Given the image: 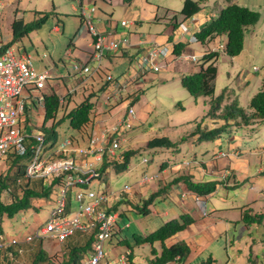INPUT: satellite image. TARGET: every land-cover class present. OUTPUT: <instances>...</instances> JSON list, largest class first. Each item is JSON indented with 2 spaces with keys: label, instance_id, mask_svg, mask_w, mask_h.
I'll list each match as a JSON object with an SVG mask.
<instances>
[{
  "label": "crops",
  "instance_id": "crops-1",
  "mask_svg": "<svg viewBox=\"0 0 264 264\" xmlns=\"http://www.w3.org/2000/svg\"><path fill=\"white\" fill-rule=\"evenodd\" d=\"M191 1L197 2L198 0ZM241 1L243 0H222L221 2L207 0L200 4V9L197 12L184 16L180 13L184 0H131L129 3L124 0H0V44L10 47L17 57H29L31 60L33 56L30 51L27 52L24 44L20 43L25 37L30 39L31 36L37 44H44L43 39L52 35L67 38L68 41L62 53L61 51L57 52L58 47L55 46L53 55L49 56V59L43 57V63H34L31 60L36 71L46 72L49 77L44 88L40 91H32V95L44 96L54 93L61 103L64 102L66 95L80 103L88 99L93 105L90 116V123L94 125L92 132H99L125 119L130 107L133 110L137 107L143 112V115L152 113L155 109L151 108L148 103H142L145 88L150 86L159 88L171 84L177 86L184 75L198 72L199 69L195 70L194 67H190L189 63L188 66L182 65L184 62L192 60H185L179 56H195L198 63H201L204 55L211 51H217L216 46H212L213 42L220 41L221 38L226 41L225 36L216 37L206 43L191 42L190 40L193 36L195 37L196 32L215 20L226 5L237 4L247 7L245 6L247 4ZM92 7L94 8L93 23L98 33L106 40H113L119 44V48L104 54L99 70H95V63L90 59L92 38L81 23V9L88 11ZM43 13H48L45 23L52 24L47 34L43 29L45 25L43 23L37 30L14 40L11 27L14 20H22L24 24L30 23ZM122 22L125 23L122 24ZM180 23L186 26V32L179 29ZM67 24L70 27L69 32L66 31ZM38 30H41L40 33L37 32ZM155 44L167 48V53L163 57L156 58L154 62L158 64L159 69L153 72L149 64L148 52ZM176 44L184 45L179 54L173 52ZM75 62L88 65L90 71L82 74L71 73L70 65ZM255 69L257 68L255 67ZM105 75H111L113 79L106 81ZM251 77L252 75L245 80V84L250 82ZM261 81L259 85H261ZM45 87H49L51 91L43 92ZM256 89L257 92L260 87H256ZM201 97L194 98V101ZM202 98L206 103L209 102L207 97L203 96ZM71 104L74 103L71 101L69 105ZM39 111L40 114L32 123L41 126L44 109ZM138 119L134 115L132 120L134 128L140 125ZM260 126H264V124L253 126V128L249 127V129L253 131ZM36 127L37 125L34 129ZM30 129L28 127L27 132ZM34 129H31L32 132ZM195 138L191 137L190 140L194 144L201 143L196 142ZM78 142L81 145L82 142L79 139ZM210 142L213 145V151L208 161H204L203 157L199 160L195 152L187 158L183 156L173 160L169 158L161 160L157 171L151 174L156 176L154 180L142 183L140 178L133 184H127L131 185V191L119 199L111 201V211L118 215L117 228L113 235L119 234L120 237L115 243V251L106 252L109 259H117L123 254H128V264H151L154 257L151 248H154L158 255L161 251L160 243L134 246V238L137 235L147 236L167 221L178 219L180 215H187L193 222L184 230L166 239L164 245L170 247L181 242L185 243L189 248V254L183 262L171 261L166 264H213L212 257L215 255L213 253L220 246L222 238H224L225 246L228 247L226 249L229 250L230 246L236 247L238 258L244 259L246 264H249L248 259L252 264H264L262 243L264 240V218L259 225H245L241 221L242 213L246 209H250L251 214H264V191L251 188L244 200L237 203L231 201L229 196H226L224 201L217 198L218 191L222 186L226 189L235 188L240 184L238 178L247 181L250 175L258 176L264 173V144L258 142V148L241 150L242 141L232 134L226 137V148L222 147L220 137ZM151 150L154 152L176 150L179 154L182 153L179 151L178 145L175 148ZM124 151L136 152L137 150L129 146ZM124 151L117 152L116 155H120ZM222 153L225 156L221 157ZM147 162L149 161L147 160ZM187 177L193 182H216L214 192L199 197L204 202V213L194 201L198 196L189 191L184 182ZM105 187L107 188V186ZM120 188L112 192L118 191ZM151 195H154L152 202L146 205L142 212L144 201ZM207 203L212 208L211 211L206 209ZM127 211L130 213H126ZM130 215H141L142 217H135L137 232L133 230L130 234L124 235L123 229L129 228L130 225L127 226V223L126 226L121 227L117 221ZM2 238L6 241L3 235ZM107 242L112 245V237ZM127 244L132 248H129ZM238 244L240 245L238 246ZM204 255H209L206 256V262L201 261ZM241 259H239L240 262ZM232 264H238V261H233Z\"/></svg>",
  "mask_w": 264,
  "mask_h": 264
},
{
  "label": "rangeland",
  "instance_id": "rangeland-1",
  "mask_svg": "<svg viewBox=\"0 0 264 264\" xmlns=\"http://www.w3.org/2000/svg\"><path fill=\"white\" fill-rule=\"evenodd\" d=\"M221 1L222 0H217V2ZM241 2L247 4L245 5L247 6L246 8L249 7V9L257 11L259 13V20L256 24L245 28V41L243 43L244 49L238 56H235V58L222 54L221 47L225 42L224 38H221L220 41L216 40L213 42L212 46H216L217 51L221 53L215 61L216 78L214 97L220 96V94L226 89L223 94V102L221 106L229 104L236 99L243 108L247 109L249 98L256 92V87H260L259 82L264 78V0H243ZM44 24L43 29H45V34H47L52 24L50 25V22H44ZM69 30L70 27L67 24L66 31L69 32ZM39 31L41 30H38L37 32L40 33ZM67 41L68 40L65 37L61 38L60 35H52L47 39H43L44 44H37L31 36L30 39L29 37H25L20 43L24 44L27 52L30 51V54L33 56L31 60L34 63H43V57L49 59V56L53 55L55 46L58 47L57 52L61 51L62 53ZM185 63L186 62L182 63V65L188 66L187 64L189 63L191 65L190 67H194L195 70L199 69L198 64H200V62L198 63V61L194 63L192 61L187 62L186 64ZM255 67L257 69H255ZM251 75L252 77L250 78V82L245 84V80ZM50 91L49 87H45L43 90V92L46 93ZM202 97L197 101H194V98L188 94L181 84L177 86L175 84H171L159 88L156 86L145 88L142 103H148L151 108L155 110L148 115H143V112L137 107L134 109L135 116H137L139 118L138 120H140V125L135 128L133 127L129 130L128 134L126 133L124 135L125 141L121 143V147L118 150V152L124 151L130 146V148H135L137 151L130 157L126 170L116 171L113 168L106 169L101 172V181H92V188L98 189L101 188V184H104L107 186V188H105L106 191L112 192L120 187L122 188L123 185L133 184L144 174L151 176L153 172L157 171L161 160L166 158H169L170 160L177 157L182 158L183 156L187 158L188 156H192V153L195 152L199 160L203 157L204 161H208L212 156V143L210 141H203L199 144H194L190 140L191 137H196V134L192 133L195 129L196 120L198 121L201 117H203L209 109V102L206 103ZM207 99L209 101V97H207ZM71 101L74 103V106L72 104L69 105ZM79 103L80 101L77 102L72 100L71 96H64V102L58 111L56 119L66 116L67 113H69V111ZM39 110L40 109L36 108L34 110V108H32L28 112V118L32 122H34L37 115L40 114ZM120 110L122 111L123 109ZM50 123L51 122H48L46 125L49 126ZM206 124L207 126H205ZM211 124L212 123H210L209 120H206L202 127L209 128ZM36 125L37 127L33 132L31 129L29 130L30 134L32 133L34 135L37 131L39 132L40 124L36 123ZM93 128L94 125L90 123L79 131H76L69 127L67 120H64L56 129L55 138L45 144V147L49 151L55 150L67 137L73 138L75 145L84 146L87 143L90 133L92 130L94 131ZM230 134L240 138L242 141L241 150L258 148V142H263L264 144V126H260L253 131L249 129V127L243 126L242 124L232 126L229 128V134L227 131L221 133L220 140L222 147H227L226 137H229ZM163 135L167 136V138H169V140L173 143H176L177 141L179 142L181 137H185V142L179 143L180 145L178 144L179 151L182 153L179 154L176 150H157L154 152L153 150L145 147V142L148 139L159 136L161 137ZM78 139L82 142L81 145L79 144ZM26 145L29 147V140H27ZM143 158H146L149 162L143 163ZM8 166L9 160L0 163V175L6 173ZM238 180L240 181V184L235 188L226 189L222 186V188L218 191L217 198L224 201L226 196H229L231 201L237 203L244 200L245 196L250 193L251 188L264 191V173L258 176L254 174L250 175L247 181H244L242 178L241 180L238 178ZM222 182L224 184L223 179ZM9 197V193L4 191L1 194L0 199L3 203H6L9 201ZM32 203L31 209L17 214L14 218H3V237L6 241H10L12 239L18 240L19 242L15 247H19V249H21V252L19 253L20 258H14L13 262H18L16 264H30V261L33 258V252L38 247V244L36 243L41 240L42 248L45 250L47 256L44 261L45 264H58L62 259L63 253H66V242L59 243L55 239L48 236L33 238L32 242L29 244L24 241L27 236H35L36 231L42 227L47 220L48 213L51 208L50 203H42L40 200H36ZM206 207L208 211H211L212 208L208 203ZM73 208L74 205H72V209ZM126 213H130V211H127ZM135 217L140 218L142 216L130 215L129 217H122L119 221H117L121 227L126 226L127 223V226L130 225L129 228L123 229L122 232L124 235L130 234L133 230H137ZM140 220L144 221L143 219ZM119 237V234L112 236V245L105 242L104 251H115V243ZM32 243H35L36 246L34 247L30 245ZM239 245L240 244H238V246ZM226 248L228 247L225 246L224 238H222L220 246L216 249L215 253H213L215 254L214 257H212L213 264H232L233 261H238V264L241 262V264H246L244 259L238 258V254L235 249L236 247L232 248L230 246L229 250ZM206 256L208 257L209 255ZM206 256L204 255L201 259L202 262L207 261ZM239 259H241V262Z\"/></svg>",
  "mask_w": 264,
  "mask_h": 264
},
{
  "label": "built area",
  "instance_id": "built-area-1",
  "mask_svg": "<svg viewBox=\"0 0 264 264\" xmlns=\"http://www.w3.org/2000/svg\"><path fill=\"white\" fill-rule=\"evenodd\" d=\"M94 8L86 11L81 9V23L92 38V54L90 59L99 70L104 54L119 48L113 40H106L95 28L92 18ZM125 22H122L124 24ZM179 29L186 32L187 28L180 23ZM196 42L193 36L190 40ZM223 46L221 47V49ZM167 48L155 44L148 52V60L153 72L158 71L154 62L158 56H165ZM179 58L197 62L195 56ZM90 67L79 63L70 65L73 74L88 73ZM49 79L46 72H38L29 57H17L10 47L0 44V163L10 157L24 156L27 149L32 155L25 166L24 176L29 179H45L48 185L55 179L51 193L45 203L51 208L48 218L35 236H27L25 242L33 238L50 237L59 243L66 242L76 233L93 235L92 253L81 260V264H128V254L117 259H109L104 251V243L109 241L115 232L118 215L111 211V201L119 199L131 191V185H123L118 191L108 192L104 184L93 189L92 181H101L98 167L103 157L120 158L116 155L124 135L133 127L135 112L129 108L126 118L99 132H91L84 146H77L73 138H65L55 150L49 151L44 145L40 132L29 134L27 128L36 126L28 118V112L34 108L44 109L43 96L32 95V91H40ZM111 75H105L106 81H111ZM34 143L26 145L27 140ZM37 144V145H36ZM225 156L224 153L221 157ZM147 162L146 158L142 159ZM156 176L144 174L141 182L154 180ZM195 203L204 213V202L195 197ZM72 205L74 208L72 209ZM19 241L0 239V249L17 244Z\"/></svg>",
  "mask_w": 264,
  "mask_h": 264
},
{
  "label": "trees",
  "instance_id": "trees-1",
  "mask_svg": "<svg viewBox=\"0 0 264 264\" xmlns=\"http://www.w3.org/2000/svg\"><path fill=\"white\" fill-rule=\"evenodd\" d=\"M124 1L129 3L131 0ZM206 1L207 0H198L197 2H193L191 0H184L180 13L184 16H189L197 12L200 9V4ZM47 17L48 13H43L36 20L25 24L22 20H14L11 26L14 40H18L28 33L40 28ZM258 20L259 13L257 11L237 4H228L220 11L215 20H212L209 24L195 33V38L197 42L206 43L216 37L225 36L226 41L223 45L222 53L228 57H235L243 50L244 29L256 24ZM183 47V44H176L174 45L173 52L179 54ZM219 55L220 53L218 51L207 53L202 57L201 63L198 64L199 71L194 74L184 75L180 80L181 86L191 97H209V109L207 113L201 117L200 121L196 123L194 132H192L196 134V142L218 139L222 132L227 131V133H229V128L232 126L242 124L243 126L253 128V126L264 124V78L261 81L260 89L250 98L247 109L241 107L237 101H232L229 104L221 106L223 94L226 89L220 96L214 97L216 78L215 61L218 59ZM43 106L44 119L42 125L39 127V132L43 135L44 145L55 138L56 129L64 120H67L69 127L76 131L90 124L93 105L88 99L79 103L75 108L71 109L66 116L60 119H56V116L62 103L54 93L43 96ZM206 120L212 123L209 128L202 127ZM48 122H51L49 126L46 125ZM181 140L178 143H173L164 136L153 137L146 142V148H175L179 143L184 142L186 138L181 137ZM29 141L30 143H34L32 139H29ZM134 153V151H124L119 155L120 158L117 159H108L107 156H104L98 168L99 173L101 174V172L108 168H113L116 171L126 170L128 161ZM31 155L32 151L27 149L24 156L10 157L8 159L9 166L6 173L0 175V198L4 191H7L10 195L9 201L6 203H3L0 199V239L3 235V218L12 219L17 214L31 209L32 202L36 200L45 203L51 193L53 184L57 182V179H55L48 185L45 179L25 178V166ZM184 182L188 190L198 197L207 196L214 192L216 188V182L212 181L193 182L187 177L184 179ZM153 197L154 195H151L144 201L142 212L146 205L152 202ZM250 212V209L244 210L241 221L245 225L261 224L264 214H251ZM192 222L193 220L189 216L180 215L178 219L167 221L147 236L142 237L137 235L134 238V246L143 244L153 245L155 242L160 243L161 251L158 255L156 250L151 248V253L154 256L151 260V264H166L171 261L183 262L189 254V248L186 244L181 242L166 247L164 241L177 232L184 230ZM68 240L66 241V253H63L62 259L58 264H81L83 257L92 253V244L94 242L93 235L76 233ZM262 243L264 246V240ZM36 244H38V247L33 252V258L30 264H45L44 261L47 256L45 250L42 248L41 240L37 241ZM36 244L32 243L30 245L35 247ZM16 245L17 244H13L0 249V264L18 263L13 262L14 258H20L19 253L21 249L15 247ZM127 246L132 248L128 244ZM248 260L249 264H252L250 259Z\"/></svg>",
  "mask_w": 264,
  "mask_h": 264
}]
</instances>
